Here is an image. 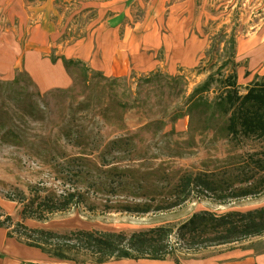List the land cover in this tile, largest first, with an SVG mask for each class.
<instances>
[{"label": "rangeland", "instance_id": "obj_1", "mask_svg": "<svg viewBox=\"0 0 264 264\" xmlns=\"http://www.w3.org/2000/svg\"><path fill=\"white\" fill-rule=\"evenodd\" d=\"M31 1L45 13H31L26 22L16 16L0 21L11 29L8 33L17 34L15 40L23 45L29 43L32 48L41 40L46 44L41 58L34 56L28 64L25 56L22 60L0 63L2 217L9 214L18 219L19 206L10 197L19 191L26 192L29 185L39 180L55 181L56 159L79 152L91 157L104 156L109 161L118 157L121 165L135 169L133 181L141 186L140 201L163 199L184 172L212 171L221 179L230 177L235 186L245 180L263 179L264 174L255 170L251 159L262 153L264 139L227 141L223 127L227 116L211 118L210 110L200 101L191 107V95L210 76L214 81L202 95L212 99L220 93L219 79L234 69L237 47L233 49V37L238 43L236 64L240 67L236 65L235 71L240 93L246 92L256 74L263 75L257 72L253 75L247 70L246 52L251 46L243 44L246 40L257 43L264 39V0H158L149 14L142 10L149 0H134L133 8L129 4L132 0H103L107 15L119 10L125 1L129 26L140 19L143 28L149 24L161 27L159 32L165 37L170 33L167 22L170 14L163 10L172 3L185 2L183 9L178 8L170 15L173 24L181 21L182 13L196 21L194 30L185 32V38L190 41L194 34L200 38L198 48H205L200 51L203 56L184 63L182 56L160 49L155 53L159 66L153 71H137L131 65L130 71L123 70L119 75H106L80 61L62 58L60 62L61 56L55 54L60 39L65 42L66 36H77L80 29L87 31L90 16H96L95 10L78 15L75 7H85L91 2L101 4L102 0ZM59 4L62 11L55 8ZM44 19L47 21L43 22ZM40 23L45 31L38 30ZM221 65L224 66L219 72ZM113 139L120 141L115 148L108 143ZM66 143L74 144L65 146ZM129 195L128 191L120 199L131 201ZM263 205L264 188L259 193L223 202L207 195H192L178 206L142 214H99L76 207L45 222L25 223L59 230L81 227L131 233L161 225L177 227L199 210L221 213ZM170 241L173 254L179 259L208 247L179 241L175 230ZM220 245L263 250L264 233ZM35 250L6 237L0 227V264H74L46 254L35 256L32 253Z\"/></svg>", "mask_w": 264, "mask_h": 264}, {"label": "trees", "instance_id": "obj_2", "mask_svg": "<svg viewBox=\"0 0 264 264\" xmlns=\"http://www.w3.org/2000/svg\"><path fill=\"white\" fill-rule=\"evenodd\" d=\"M235 46L233 37V49ZM236 65L234 62V69H229L219 79L220 93L216 97L209 99L202 95L210 89L213 76L195 89L191 95V107L200 101L210 110L211 118L227 116L223 126L227 141L264 139V74L261 77L255 75L246 92L241 94ZM119 142L113 139L108 143L115 148ZM73 144L66 143L65 146ZM117 158L109 161L104 156L91 157L79 152L56 159L55 181L39 180L29 185L26 192L19 191L10 197L19 206L18 219L9 214L2 217L0 213V227L5 230V236L63 262L101 264L110 260L141 258H172L178 262L179 258L173 254L170 243L174 230L176 238L190 246L227 244L264 233V205L221 213L199 210L177 227L161 225L131 233L81 227L59 230L25 223L26 220L45 222L55 214L67 213L76 207L99 214H142L178 206L192 195H207L223 202L259 193L264 188V177L260 181L245 180V183L235 186L230 177L221 179L212 171L184 172L163 199L140 201L141 186L133 181L136 170L129 165H121V160ZM251 160L255 170L264 174V149ZM128 191L131 201L120 199Z\"/></svg>", "mask_w": 264, "mask_h": 264}, {"label": "crops", "instance_id": "obj_3", "mask_svg": "<svg viewBox=\"0 0 264 264\" xmlns=\"http://www.w3.org/2000/svg\"><path fill=\"white\" fill-rule=\"evenodd\" d=\"M133 2L134 0L129 3L131 4L130 8H133ZM103 3L104 1L102 0L101 4L91 2L85 7L80 5L75 7V9L79 10L77 13L78 15L87 14L95 10L96 16L94 14L90 16L88 20L89 25H86L88 28L87 31L80 29L79 31H81V33L77 34V36L76 34H71L69 37L66 36L65 42H62V39L57 42L59 50L57 53L55 51V54L61 56L59 58L60 62L62 58L70 62L80 61L89 68L102 71L106 75H119L118 72H122L123 70L130 71L132 69L131 65H133L137 71H139L138 69L145 72L153 71L159 66V60L156 58L155 53L160 49H165V53L170 52L172 55L175 53L178 57L182 56V63L186 61L193 62L197 57L200 58L203 56L200 51H204V46L203 48H198L201 43L197 41V38L199 40L200 38L196 37L194 34L190 36V41L185 38V32L191 29L194 30L193 26L196 21L190 19L189 16L186 17V15L182 13L181 15L183 16L181 17V21L178 24H173L171 16L177 12L175 10H178V8L183 9L185 7V2L172 3L169 7H165L166 9H162L163 13L166 10L165 14L169 13L171 15L167 18L168 30H170L167 37L161 35L159 32V28L161 29V27H157L155 24H149L143 28L142 20L140 19L137 21L135 19L134 21L136 22L129 26L127 22L129 11L126 8L127 3H125V1L119 10L108 15L106 14ZM145 3L144 8H142L143 13L149 14L157 7L156 3H158V0H149ZM34 4L35 3H32L31 0H0V21L1 19L5 21L6 18L8 19L16 16L18 19H21V21L26 22L27 17L31 15V13L36 15L45 13L40 6L36 7ZM136 4L137 3H135V5ZM61 7L62 6L59 4L55 8H60L62 11ZM158 8L160 7L158 6ZM161 17L163 18L162 20H164V16L162 15ZM161 17L159 19H161ZM46 21V19L43 20V22ZM42 23L39 24L38 30L42 28V31H45V27ZM5 27H7V25H5ZM5 27L4 24L0 22V63L22 60L25 56L26 64H28L34 56H41L40 52L43 51L46 46L44 41H38L37 44L39 45L30 48L29 43H26L25 46L19 41H16L15 35L17 34L8 33L11 29ZM235 42L237 51L235 49L234 58L235 62H238L236 60L237 54L239 53L238 43L236 40ZM246 42L247 43L243 44V46H251V49L246 52L248 63L247 70L253 73V75L256 74L255 72L264 74V39L257 43L248 42L247 40ZM22 46L25 48L23 49ZM45 56L47 57L48 55L45 54ZM45 56L42 58L43 61L47 59ZM239 67L240 64H237V68ZM252 80L253 79H251L250 82ZM37 250L32 251L35 256L44 254L40 250ZM101 264H264V249L254 250L252 248L222 247V245H214L208 246L198 253L183 257L179 259L178 262H175L172 258L164 260L141 258L137 260H110Z\"/></svg>", "mask_w": 264, "mask_h": 264}]
</instances>
